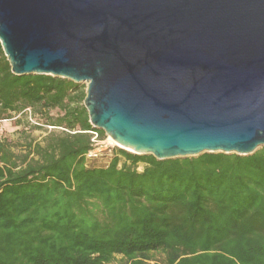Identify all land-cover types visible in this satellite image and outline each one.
<instances>
[{"label": "trees", "instance_id": "16d2710c", "mask_svg": "<svg viewBox=\"0 0 264 264\" xmlns=\"http://www.w3.org/2000/svg\"><path fill=\"white\" fill-rule=\"evenodd\" d=\"M86 97L14 75L0 43V122L24 138L0 139V264H264V147L164 161L117 148L89 166L107 135ZM27 127L53 131L37 141Z\"/></svg>", "mask_w": 264, "mask_h": 264}, {"label": "water", "instance_id": "95a60500", "mask_svg": "<svg viewBox=\"0 0 264 264\" xmlns=\"http://www.w3.org/2000/svg\"><path fill=\"white\" fill-rule=\"evenodd\" d=\"M0 43L14 75L86 83L130 153L264 147V0H0Z\"/></svg>", "mask_w": 264, "mask_h": 264}, {"label": "rangeland", "instance_id": "374dc122", "mask_svg": "<svg viewBox=\"0 0 264 264\" xmlns=\"http://www.w3.org/2000/svg\"><path fill=\"white\" fill-rule=\"evenodd\" d=\"M87 86L86 83H82ZM17 121H6V122H0V139H8L16 144H22L24 143V138L21 137V131L23 129V126H16ZM35 120H32V124L35 125ZM28 134L31 138L41 141L50 131H53L52 128H42V129H35L31 128L29 129L27 127ZM120 147L114 145L110 141V137L107 136V138L97 144L96 147V154H94L91 158H89L90 163L89 166L93 167H105L107 166L111 159L114 157L115 150ZM143 169V166L140 167V170ZM120 258H117V264L120 263Z\"/></svg>", "mask_w": 264, "mask_h": 264}, {"label": "built area", "instance_id": "2783aa9c", "mask_svg": "<svg viewBox=\"0 0 264 264\" xmlns=\"http://www.w3.org/2000/svg\"><path fill=\"white\" fill-rule=\"evenodd\" d=\"M96 139H97V137H95L93 141L96 142V143H101V142H97ZM95 152H96V149L94 151L90 152L89 155H88V158H91L94 154H96Z\"/></svg>", "mask_w": 264, "mask_h": 264}, {"label": "bare ground", "instance_id": "6f19581e", "mask_svg": "<svg viewBox=\"0 0 264 264\" xmlns=\"http://www.w3.org/2000/svg\"><path fill=\"white\" fill-rule=\"evenodd\" d=\"M110 141H111L114 145H116V146H118V147H122V146H120L118 143H116L111 137H110Z\"/></svg>", "mask_w": 264, "mask_h": 264}]
</instances>
